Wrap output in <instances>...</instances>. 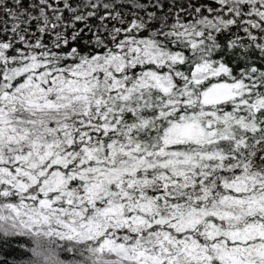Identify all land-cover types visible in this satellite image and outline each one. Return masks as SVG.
I'll return each instance as SVG.
<instances>
[{
  "label": "snow or ice",
  "instance_id": "obj_1",
  "mask_svg": "<svg viewBox=\"0 0 264 264\" xmlns=\"http://www.w3.org/2000/svg\"><path fill=\"white\" fill-rule=\"evenodd\" d=\"M0 264H264V0H0Z\"/></svg>",
  "mask_w": 264,
  "mask_h": 264
}]
</instances>
